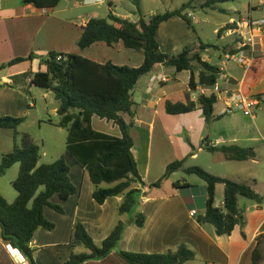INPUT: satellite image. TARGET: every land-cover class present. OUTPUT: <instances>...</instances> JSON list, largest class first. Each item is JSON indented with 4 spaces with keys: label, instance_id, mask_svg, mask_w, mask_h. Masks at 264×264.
I'll return each mask as SVG.
<instances>
[{
    "label": "trees",
    "instance_id": "1",
    "mask_svg": "<svg viewBox=\"0 0 264 264\" xmlns=\"http://www.w3.org/2000/svg\"><path fill=\"white\" fill-rule=\"evenodd\" d=\"M138 12L141 11L142 0H131ZM237 0H207L201 5L202 10H219L227 13L221 6ZM39 9H55L61 0H23ZM197 0H189L179 9L156 14L149 18L142 16L138 22H131L110 12L106 19L91 18L84 26L79 48L85 50L96 43H105L112 47L122 43L128 50H135L144 56V63L139 68L117 66L112 62L100 64L78 54L50 52L41 61L46 71L32 74L31 83L35 87L52 91L59 102L57 114L58 127L65 129L67 136V151L85 168L94 185L93 199L98 205H104L107 200L123 197L118 206V216L134 217V224L143 228L146 216L143 213H133L142 199L141 188L160 189L174 173L184 171L187 175H195L206 183L207 201L203 215L196 216L200 225H212L218 236H231L237 226L244 227L245 216L239 206V199L245 198L258 205L263 204L264 196L258 194L250 185L214 176L200 167L185 168V160L176 161L166 169L164 176L155 184L147 186L143 181L137 162L133 155L134 140L130 130L132 122L125 121L124 115H133L135 102L133 92L139 79L154 71L158 66L174 67L178 72L190 71L189 87L197 91L199 86L213 87L224 73L217 65L203 61L201 52L210 49L200 41V51L192 53V48L183 50L178 56L164 54L157 41L159 26L172 18L180 17L193 28L186 11L196 9ZM113 7V5H112ZM111 8V6H110ZM233 26L227 25L219 32H225ZM219 46L214 48L218 50ZM235 50L231 51L234 53ZM62 57L58 61V57ZM35 59L34 54L28 58H17L1 66L0 70ZM200 69V72L198 70ZM1 87H11L5 84ZM264 104V94L257 96ZM217 95L211 92L201 95L197 103L166 102V113L172 116L186 115L196 111L199 106L206 122L218 121L224 116H215V107L219 102ZM95 117L118 126L121 136L113 137L93 128ZM25 122L21 117L0 118V130L17 131ZM51 123V122H50ZM207 151L223 154L227 161L245 162L256 160L257 154L252 148L239 146H222L219 149L207 147ZM41 159L39 148L34 146L28 135L22 136L21 148L3 156L0 165V176L19 164L18 178L12 183L18 196L9 203L0 192V240L18 250L29 264H38L35 260L36 250L31 244L41 229L53 231L55 225L44 215L45 208L51 207L59 213L64 210L51 203L58 195L63 201L78 193L71 180V168L64 157L51 164L39 165ZM141 188H137V186ZM224 185L223 208L215 206L216 189ZM176 188L179 183H175ZM127 223L119 220L106 237L101 246L91 238L86 227L78 223L75 238L89 251L76 253L71 251L65 264H86L91 261H103L116 252L121 262L125 264H186L197 258V253L187 245H181L175 251L164 254H146L119 251L121 238ZM245 236V234H243ZM260 242L254 252L253 264H261Z\"/></svg>",
    "mask_w": 264,
    "mask_h": 264
},
{
    "label": "crops",
    "instance_id": "2",
    "mask_svg": "<svg viewBox=\"0 0 264 264\" xmlns=\"http://www.w3.org/2000/svg\"><path fill=\"white\" fill-rule=\"evenodd\" d=\"M80 1L83 7L88 8L103 6L108 0H61L55 9H58L65 2L66 10H72ZM116 1L118 0H109L108 2H110V6L113 5L115 7L114 4ZM182 5L170 7L165 12L179 9ZM194 6L196 7V4ZM110 9L116 16L131 22H138L141 16V12L139 13L136 10L130 11L129 15H123L118 13L117 9H113V7L109 8V12ZM43 11L44 9H39L32 4H25L23 0H15V2L13 0H0V40H8L10 43L9 46L6 45L0 48V58L27 57L31 54L29 53L31 51H33L32 54L35 56V59L29 63L24 62L0 70V86H4L5 84L11 86L0 88V118L7 116L16 118L27 116L29 112L27 110V106L29 105L27 90L29 87H35L31 83L32 74L39 71H46V67L42 65L41 61L46 59L50 52L78 54L100 64L112 62L117 66H128L132 68H139L144 63L142 53L135 50H128L122 43H118L112 47L105 43H96L90 48L81 50L79 48V41L83 33L82 28L91 18L96 16L93 13L92 15H87V19H81L79 28H74L73 23L69 20L56 19L52 15L47 16ZM233 12L240 15V21L244 19L239 12ZM185 14L193 16V18L190 17L193 25L199 23L200 19L197 17L195 9L188 10ZM255 14L258 17H255ZM153 15H156V13H151L145 17L149 18ZM228 15L232 16L230 13ZM249 17L254 20L264 19V0H260L258 6L249 4L247 18ZM232 20L236 19L231 17L228 23H224L215 29L214 34L219 40L233 37H227L223 32L219 33ZM159 27L157 41L164 54L178 56L187 48H192L193 54L201 52V38L197 29L190 27L182 18H172ZM234 36L238 37V35ZM32 39L34 41L35 39L39 40V44L37 46L32 45ZM258 48V52L250 66L245 70L237 64V69H233V74H230L227 68L229 62L224 63L221 61L222 63H213L211 56L208 55L210 49L202 51L201 56L203 61L219 66L229 77L233 88L240 90L249 97L259 99L257 96L263 95L264 92L252 94V89L250 87L247 89V78L252 70L254 74L251 78V84L255 85L259 82H264V44ZM225 49H227L226 46H223L222 52L226 59L228 54L233 53L226 54L224 52ZM234 49H237V44ZM218 50H220V47H218ZM26 63H28V66L25 65ZM198 72H200V69ZM160 77H165L167 80L162 81ZM190 80V71L178 72L174 67L167 68L158 66L151 73L144 74L137 82L132 96L135 102L132 110L134 116L124 115V118L128 123H133V127L130 130L134 140L132 152L138 165L137 168L147 186L158 182L164 176L167 170L166 168L170 164L182 160L186 162V154H190L192 160H198L199 155L205 152L223 156L219 152L212 153L207 151V147L216 149L222 146L251 148L236 145L240 141L233 138L232 132H225L224 140L218 139L211 141L209 133L206 132L207 130L200 135V140L208 136L206 143L196 148V143L189 129L188 138L192 146H194V153L190 151L188 153L178 143H175L171 137L170 126L164 122L167 120L164 115H169L166 113L165 106L167 100L173 103H185L188 99L194 103L198 102V98L203 92L202 86H199L197 91H192L189 87ZM260 106L261 104L257 108H260ZM216 107H219V109L217 110ZM216 107L214 115L221 116L222 103L218 102ZM58 108L54 110L55 115H58ZM199 110L201 109L198 106L193 113ZM190 114L182 116H189ZM226 116L224 115V117ZM96 118L92 119L94 129V121ZM182 120L188 121L189 119L184 118ZM224 120L225 118L212 121L213 123H217ZM253 121H256V119ZM105 122L111 123L112 127L117 129L118 132L101 133L113 137L121 136L118 126L113 122ZM52 125L58 127L56 123H52ZM58 128L60 131H64L61 133H65L67 150L68 133L65 129ZM192 130H195V128ZM95 131L97 130L95 129ZM218 141L220 143L216 144ZM234 143L236 144L234 145ZM252 149L255 150L256 148L252 147ZM68 156L76 164L75 172L71 168L70 177L77 187L78 193L70 197L67 201H63L58 195L57 198H54L55 195L51 199V203L60 206L64 210V213H59L51 207L45 208V218L49 222H53L55 228H57V224L60 222L61 231L59 233L57 229L54 232L41 229L37 232L31 247L36 250L35 260L38 264H65L71 249L82 245L75 238V229L79 222L84 224L87 231L95 240L104 242L119 220L127 223L125 233L118 247L119 251L164 254L171 250H177L181 245H187L197 253V258L186 264L194 262L198 264H253L254 252L260 242L261 264H264V201L261 205L251 201L250 204H245L241 207L239 199V206L245 216L244 227L237 226L231 236H218L212 225H200L196 220V216L204 214L207 199L201 206L197 202V196L193 193L197 187L185 179L180 182H173L172 179L177 172L168 181L164 182L160 189L150 190L149 187L142 189L141 186H137V188H141L143 196L134 214L143 213L146 216L145 226L139 228L134 224V219L132 222L128 215L118 216L117 209L122 203L123 197L118 196L109 199L104 205H98L94 201V185L89 172L69 152ZM218 157L216 161L219 163L222 158H220L221 156ZM225 161L227 160L225 159ZM249 161L256 162L257 158L256 160ZM185 168L190 167H186L185 163ZM170 182H172L173 186L172 191H164V188ZM175 183H179L178 188L174 186ZM245 184L250 185L254 189L253 186L258 185V180L251 178L249 183L245 182ZM219 186L216 189V196L220 189ZM0 192L9 203H13L18 196L17 193L8 192V198L1 189ZM223 204L224 198L222 199L221 205L215 204V206L223 208ZM193 210L197 211V215L194 217L191 216V211ZM200 210H203V213H200ZM68 213L73 217L69 225L64 223L66 219L62 217ZM7 246L0 240V264H19L11 255ZM60 250L65 251L64 260L58 254ZM106 261L114 264H125L121 262L116 252L112 253L107 259L98 262L106 263ZM24 264L29 263L26 260ZM86 264H89V262Z\"/></svg>",
    "mask_w": 264,
    "mask_h": 264
},
{
    "label": "rangeland",
    "instance_id": "3",
    "mask_svg": "<svg viewBox=\"0 0 264 264\" xmlns=\"http://www.w3.org/2000/svg\"><path fill=\"white\" fill-rule=\"evenodd\" d=\"M109 1V0H108ZM106 1L103 6L100 7H83L81 1L77 6L72 10H66L65 2H63L58 9H52V11L47 12V16H53L56 19L69 20L73 23L74 28H79L80 21L82 18L87 19V15H96L93 18L97 19H106L109 13L110 2ZM188 0H142L141 3V13L142 16H149L151 13H164L170 7H178L182 3H186ZM207 0H197L195 12L197 17H199V23L193 25L197 29L201 41L207 46H211L208 55L211 56L213 63L224 62L227 63L223 54V46H226L225 53H231L235 50V46L239 40L237 36L231 38H219L214 34L216 28H219L224 23H228L233 17V19L239 20L240 15L233 11H237L241 14L244 19L248 17L249 4L258 6L260 0H237L228 4H223L221 7L227 10V13L220 12L219 10H205L203 11L200 7ZM15 2V0H13ZM131 0H118L115 2V7L118 13L123 15H129L130 11L137 10L135 5L131 3ZM112 7V6H111ZM255 17H258L255 14ZM194 28V29H195ZM7 41V42H6ZM32 45L37 46L39 40H31ZM227 44V45H226ZM9 46L10 43L8 40H0V48L4 46ZM219 46L220 50H216L214 47ZM41 47V46H40ZM33 53V51L29 52ZM30 54V55H31ZM28 55V54H27ZM30 55L26 56H17L14 58H0V68L3 65H6L12 60L17 58H28ZM221 58V60H219ZM221 62V63H222ZM29 63V62H28ZM28 63L25 65L28 66ZM229 73L233 74V69H237V64L233 61H230L227 65ZM30 69V68H28ZM254 74V71L248 75L247 78V89L250 87L252 89V94L263 93L264 92V82H259L255 85L251 84V78ZM237 75V74H236ZM16 88V87H14ZM28 95V106L27 110L29 111L27 116L21 117L25 119L23 125L19 127L17 131L14 130H0V165L2 163L3 156L11 153L15 147L21 148L22 136L28 135L31 143L39 148L41 159L39 165L51 164L56 162L58 159L65 157L67 159V164L75 172L76 164L68 156V151L66 150V136L64 131L56 126H53L52 123H59V116L55 115L54 110L59 107V102L55 99L54 93L48 90L41 89L39 87H29L27 90ZM33 105V106H31ZM36 106V107H35ZM218 110L219 107H216ZM256 121H253L251 118L244 116L241 112L227 115L224 121L211 123L206 122L205 116L202 110L192 113L189 116H171L164 115L167 120L164 122L170 126L172 139L175 143H178L185 151L194 153V146L190 141L189 129L193 135V140L195 141L197 148L198 146L206 143L208 136L200 140V135L203 132L209 133L211 141L214 140H224L225 132H232L233 138H236L240 143L234 145H241L244 147H255L257 154V161L252 162H229L225 161L222 155L211 154V153H202L199 155L198 160H192L190 154H186V167H200L207 171L208 173L228 179L231 181H240L241 183H249L251 178L258 180V185L253 186L254 190L264 196V104L261 103L260 108L255 110ZM188 118V121L182 120ZM51 122V123H50ZM95 129L99 132L107 133H117V129L112 127L111 123L101 121L99 118H96L94 121ZM195 128V130H192ZM211 132V133H210ZM208 135V134H207ZM195 137V138H194ZM243 141V142H241ZM183 155V154H182ZM218 156H221V161L218 163ZM20 166L19 164L13 166L7 171L4 176H0V189L3 193L9 198L8 192L16 194L17 192L13 188L12 183L18 178ZM183 179L189 181L192 185L197 187L193 193L198 198V204L202 206L207 199L206 183L195 175H187L184 171H179L172 179L173 182H180ZM169 184V183H168ZM172 182L169 185H166L164 191H172ZM219 191L215 197V204L221 205L222 199L224 198V186H219ZM56 195L54 198H57ZM251 201L245 198H240V206L245 204H250ZM136 210V209H135ZM133 210V213L135 212ZM200 213H203V210H200ZM203 215V214H200ZM66 219V224H70L73 220V217L70 213L63 215ZM132 217L130 220H133ZM54 224L53 222H51ZM58 223V222H57ZM80 223V222H79ZM83 224V223H82ZM54 232L57 229V232L60 233L61 227L60 222L57 224ZM58 233V234H59ZM89 233V232H88ZM90 234V233H89ZM109 235V234H108ZM91 236V234H90ZM91 238L94 242L101 246L103 242L95 240L93 236ZM74 250L73 248L71 251ZM54 252V250H52ZM76 253H89V251L83 246L79 245L74 250ZM65 251L60 250L58 252L59 256L64 260ZM71 253V252H70ZM69 253V255H70ZM67 257L66 261L68 260ZM65 261V263H66ZM63 264V263H61ZM89 264H114L112 262L106 261V263H99L98 261H91ZM189 264H198L197 262Z\"/></svg>",
    "mask_w": 264,
    "mask_h": 264
},
{
    "label": "built area",
    "instance_id": "4",
    "mask_svg": "<svg viewBox=\"0 0 264 264\" xmlns=\"http://www.w3.org/2000/svg\"><path fill=\"white\" fill-rule=\"evenodd\" d=\"M48 10L44 9L43 13L47 14ZM192 17L193 16H189ZM233 26L224 33L227 37L238 35L237 49L233 54H228L226 59L228 62L233 61L241 66L245 70L250 66L252 60L258 52V47L264 44V19L254 20L252 18H246L239 20H232L229 24ZM226 25V26H227ZM225 26V27H226ZM62 57H58L60 61ZM162 81H166L167 78L160 77ZM202 95H208L211 92L217 95V99L222 103L223 108L220 112L221 116L230 115L241 112L244 116L256 119L255 110L261 104L257 98L249 97L243 94L240 90L232 87L231 82L227 74L223 73L215 83L213 87L202 86ZM220 141L216 142L219 144ZM197 215V211H191V216ZM11 255L19 264H24L26 258L11 245L7 246Z\"/></svg>",
    "mask_w": 264,
    "mask_h": 264
},
{
    "label": "water",
    "instance_id": "5",
    "mask_svg": "<svg viewBox=\"0 0 264 264\" xmlns=\"http://www.w3.org/2000/svg\"><path fill=\"white\" fill-rule=\"evenodd\" d=\"M133 222V220H131Z\"/></svg>",
    "mask_w": 264,
    "mask_h": 264
}]
</instances>
